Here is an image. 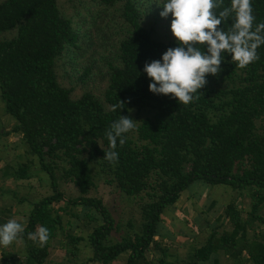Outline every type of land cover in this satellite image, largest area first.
Instances as JSON below:
<instances>
[{
	"label": "trees",
	"instance_id": "obj_1",
	"mask_svg": "<svg viewBox=\"0 0 264 264\" xmlns=\"http://www.w3.org/2000/svg\"><path fill=\"white\" fill-rule=\"evenodd\" d=\"M91 1L103 10L116 9L124 34L112 51L100 55L101 67L91 58L83 66L81 79L90 80L96 67L106 82L103 90L90 87L73 96L72 87L59 82L56 66L65 53L82 48L84 31L61 10L58 0H0V96L4 110L15 119L9 131L21 134L52 189L35 200L26 215L25 232L18 237L24 245L23 259L10 262L11 253L3 248L0 264L46 262L51 241L63 228L64 207L52 204L62 199L89 209L86 215L94 221L87 234L66 233V240L60 241L70 255H76L78 243L86 240L92 253L85 261L115 264L126 252L123 264H264V44L257 48L259 59L244 68L232 61L231 53H222L220 72L206 74L207 83L194 94L197 98L185 105L172 94L151 92L152 79L143 71L146 62L162 60L168 48L179 46L176 37L157 38L143 25L142 0ZM251 3L255 24L264 23V0ZM224 4L230 5V0ZM231 23L229 19L218 28L227 30ZM218 81L231 84L214 86ZM120 101L124 107L112 111ZM134 106H149L152 112L125 134L123 146L117 142L119 160L110 164L103 158L109 149L106 129L120 115L133 118ZM91 163L105 174L107 183L141 199L138 228L128 220L114 240L111 233L119 223L101 197L89 194L95 185ZM3 174L28 178L29 164H8ZM60 176L76 186V196L64 197ZM195 179L227 184L241 194L245 190L249 210L243 216L236 203L228 202L224 213L230 229L218 231L212 226L184 258H168L172 253L159 238L172 235L162 213ZM1 222L5 220L0 218ZM40 226L50 230L43 247L27 236ZM149 251L155 254L149 257ZM219 252L234 261L222 262L216 256Z\"/></svg>",
	"mask_w": 264,
	"mask_h": 264
},
{
	"label": "rangeland",
	"instance_id": "obj_2",
	"mask_svg": "<svg viewBox=\"0 0 264 264\" xmlns=\"http://www.w3.org/2000/svg\"><path fill=\"white\" fill-rule=\"evenodd\" d=\"M142 1V7L145 10L142 16L143 25L151 28L157 38L166 40L175 37L170 28L173 19L171 13L168 17H161L160 15L164 0ZM58 4L61 10L73 19L74 25H78V28L84 31L85 41L81 44V49L76 48L68 54L69 56L65 53L63 57L58 59L56 66L57 78L62 85L72 87L73 96H78L85 88L90 87L97 92H101L106 82L100 79L96 73V67L91 72L90 80L84 81L80 76L83 66L91 59L97 60L95 61L97 66L101 67L103 65L100 55L112 51L113 45L117 44L118 39L124 34L121 17L113 7L103 10L102 6L91 0H58ZM90 13L92 16H90ZM83 16L84 18H82ZM230 84L225 81L213 82L214 86H227ZM2 112L4 114L0 115H4L5 118L9 119L5 124H8L10 119H14L11 114L4 110V102L0 96V113ZM151 112L149 106H134L131 108L133 119L136 120L135 123L140 122L144 116L150 115ZM256 121L257 124L260 123L259 119ZM13 135L9 140L7 136L0 135V218L5 220L4 223L9 219H15L24 225L26 215L33 202L43 195L51 193L52 189L49 176L41 170L37 157L27 152L26 145L19 133H13ZM19 162L29 164L30 176L28 178H14L3 174L6 165L16 166ZM91 166L95 185L89 194L101 197L115 221L119 223V229L112 231L111 239L114 240L120 236L121 232L127 228L128 220L132 221L134 228H138L140 197L125 194L113 183H107L105 174L94 163H91ZM225 186L228 185L223 183L211 184L195 179L184 189L185 191L177 200L176 206L172 204L165 208L162 218L164 224L167 227L170 226L168 234H173L172 237H160L159 239L161 244L168 247V250L172 253L168 258L176 257L177 260L184 258L191 245L204 241L209 232L208 229L210 228L208 226L210 224L213 225L214 223L218 231L224 228L230 229L231 225L227 220V214L224 213L225 205L228 202H235L242 209L243 216L246 215L250 207L249 195L242 192L244 202L241 199H237L236 202L235 199L231 200V197L227 199L222 189ZM59 188L63 191L65 198H72L78 194L76 186L61 176L59 177ZM212 200H214V207L219 210L213 209L212 214L209 215ZM52 205L53 208H58L61 205L64 207L60 211L63 228L59 231L58 236L52 239L49 255L43 264H98L96 261H85L86 257L92 253V249L86 240H81L78 243L79 251L76 255H70L69 251L60 245V241L66 240V233L85 235L92 229L94 221L86 215L89 209L81 205L72 206L67 203L66 199L55 201ZM69 209L74 213L73 215ZM12 210H16V215H13ZM219 211L223 214V218L218 216L215 221L212 220V217H216ZM195 222L198 224H195ZM4 223L1 222L0 224ZM254 224L256 225V223ZM251 232L249 230V235H251ZM3 248L10 251V262L16 258L23 259L24 257L22 254L24 245L19 239L7 247L0 245V251ZM152 253L155 254V252H148L149 257ZM126 254L124 252L119 255L114 263L123 264ZM207 263L211 264V261Z\"/></svg>",
	"mask_w": 264,
	"mask_h": 264
},
{
	"label": "clouds",
	"instance_id": "obj_3",
	"mask_svg": "<svg viewBox=\"0 0 264 264\" xmlns=\"http://www.w3.org/2000/svg\"><path fill=\"white\" fill-rule=\"evenodd\" d=\"M162 5L160 15L168 17L171 13L170 28L179 46L168 48L162 60L145 63L143 71L152 79L149 90L154 94H172L187 105L207 83L206 74L220 72L222 53H231L232 61L240 68L259 59L257 48L264 44V23L255 24L251 0H230L228 6L224 0H164ZM229 19L232 23L227 30L218 28ZM123 107L124 102L120 101L112 105L111 110ZM135 121L130 116L120 115L106 129L109 149L104 150L103 158L110 164L118 163L117 142L120 146L125 144V134L135 130ZM24 232L22 223L9 219L0 225V245L9 246ZM27 236L43 247L49 240L50 230L40 226Z\"/></svg>",
	"mask_w": 264,
	"mask_h": 264
},
{
	"label": "crops",
	"instance_id": "obj_4",
	"mask_svg": "<svg viewBox=\"0 0 264 264\" xmlns=\"http://www.w3.org/2000/svg\"><path fill=\"white\" fill-rule=\"evenodd\" d=\"M0 114H4L3 112L2 113H0ZM9 119H7V118H5V116L4 115H0V135H5V136H7V138H8V140L11 138V137H13L14 135H13V133H16V134H18V132H14V131H9L8 129H10L11 128V126L13 125V123L15 122V120L12 118V119H10V121H9V123L8 124H5V122L6 121H8ZM9 131V132H7V133H5V131ZM20 134V133H19ZM21 135V134H20ZM5 140V139H4ZM223 190H224V193L226 194V196H227V199H229V197H231V200L232 199H235V201L237 202V199H241V201L243 200V198L242 197H244V196H242V194L241 193H239V192H237L235 189H232L229 185L228 186H225V187H223L222 188ZM185 190L183 189L181 192H180V195H179V197H178V199L177 200H179V198L181 197V195H182V193L184 192ZM243 192H245V194H247L246 193V191L244 190ZM177 200L173 203L174 205L173 206H176V204H177ZM229 201V200H228ZM243 202H244V200H243ZM235 203V202H234ZM170 205H172V204H170ZM170 205H168V206H170ZM237 205V204H236ZM211 206H212V208H211V212H210V214L209 215H211L212 214V211H213V209H215V210H219L217 207H214V200H212V204H211ZM238 206V205H237ZM12 213H13V215H16V210H12ZM218 216H221V218H223L222 216H223V214H221V211H219V213L216 215V217H212V220H216V218L218 217ZM227 216V215H226ZM172 222V221H171ZM195 224H198L197 222H195ZM200 225H201V223H199ZM212 226H215V224L213 223V225H211L210 224V226H208V228H211ZM192 227H195V226H192ZM168 229H170V226L169 227H167ZM196 228V227H195ZM210 229H208V231H209ZM173 234V233H172ZM171 234V235H172ZM207 236V235H206ZM202 242H198L196 245H200ZM195 244H193V245H191L190 247H193ZM189 247V248H190ZM216 256H218L219 258H220V260L222 261V262H229V263H232L233 261H234V258L233 257H231V256H228L227 254H223L222 252H219V253H217L216 254ZM208 261H205V262H203L202 264H208L207 263ZM245 264H248V262L247 263H245Z\"/></svg>",
	"mask_w": 264,
	"mask_h": 264
}]
</instances>
